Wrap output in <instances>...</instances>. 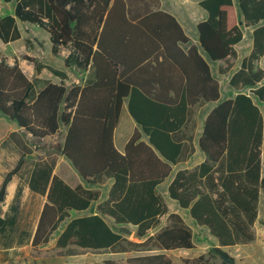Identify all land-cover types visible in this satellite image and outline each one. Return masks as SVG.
I'll return each mask as SVG.
<instances>
[{
  "label": "trees",
  "instance_id": "trees-1",
  "mask_svg": "<svg viewBox=\"0 0 264 264\" xmlns=\"http://www.w3.org/2000/svg\"><path fill=\"white\" fill-rule=\"evenodd\" d=\"M233 1L198 2L206 13L196 26L198 46L169 12L152 11L148 5L139 9L134 0H15L13 14L0 16L2 43L19 40L17 22L36 25L49 34L54 56L69 52L63 59L65 68L87 72L80 85L67 86L65 74L51 70L60 82L37 89L16 60L9 64L0 58V113L35 139L59 136L64 128L63 139L54 147L79 177L91 187L112 180L108 198L96 213L73 217L72 212L92 208L100 192L82 185L71 187L54 175V159L35 166L29 187L45 196L46 202L32 238L34 249L47 245L63 224L55 242L58 248L72 245L122 254L150 244L158 250L129 257L127 264H173L165 252L194 249L192 228L181 214L169 212L159 187L172 166L194 150L181 143L189 120L188 104L196 102L189 98L196 93L204 101L220 99L218 82L200 50L211 62L236 59L234 47L244 39L240 15L244 26L252 28V45L229 79L237 94L207 114L198 140L204 160L192 170L177 171L167 189L168 199L215 241L207 254L183 263L240 264L227 249L255 240L253 227L264 191L260 107L264 69L259 66L264 57V0H238L236 5ZM171 70L174 76L168 77ZM125 102L139 128L120 154L113 131ZM9 138L25 148L16 133ZM23 164L21 157L2 178L0 210L7 185ZM20 194L18 187L14 201ZM16 207L17 203L10 208ZM162 217L166 224L159 228ZM107 218L116 226L134 227V236L142 242L124 238Z\"/></svg>",
  "mask_w": 264,
  "mask_h": 264
},
{
  "label": "rangeland",
  "instance_id": "rangeland-1",
  "mask_svg": "<svg viewBox=\"0 0 264 264\" xmlns=\"http://www.w3.org/2000/svg\"><path fill=\"white\" fill-rule=\"evenodd\" d=\"M164 2L163 7L167 8L168 0H162ZM172 1V0H171ZM190 1L195 0H188ZM134 3L139 9L144 8L146 5L153 8H159L160 0H134ZM236 5V3H235ZM240 26L244 34V40L239 44L237 51L239 54H243L247 50V44L250 40V28L245 27L242 18L238 15ZM22 39L20 41H15L9 45H0V58H4L9 62H16L21 66L23 73L28 77L29 80L36 83L37 89L41 88L47 82H60V77L53 74L51 70H58L65 74V79L63 83L67 86L74 84H81L83 80L86 79L87 72L83 73L77 68H65L63 64V59L68 55L67 50H63L61 55L54 56L51 53V45L48 39V33L38 27H32L27 25L21 26ZM262 69H264V61L261 63ZM40 67V71L37 72V68ZM221 91L227 97L229 95L227 80L221 77ZM264 84V82H262ZM231 90V89H230ZM234 92V90H231ZM244 91H247L246 89ZM255 103L257 100L255 99ZM261 111L264 113V103L260 104ZM125 117L128 119L129 115L127 110L125 111ZM6 117L0 113V120H4ZM7 120V118H6ZM4 127H10L11 125H16L13 120H8L4 122ZM64 129L61 127V132L59 136L47 137L44 139H34L26 133H22L21 139L23 140L24 149L22 156L25 157L24 169L26 170L30 164L36 162L38 164L42 162H47L51 159L58 160L60 155L55 150V145L62 140ZM0 136L1 133H0ZM1 139V137H0ZM19 157L17 149L13 148L12 145L8 144L7 140H0V182L5 174V172L12 168L17 162ZM59 176H64V169L61 166L57 170ZM262 178H264V154H262ZM105 188V185L102 186ZM159 193L161 196L165 192L164 187L159 188ZM163 197V196H162ZM165 199L169 201L166 196ZM170 204V211L172 209H177L174 204ZM41 206V201L34 202V206L28 205L27 203L21 205L18 203L14 213V220L11 226V230H16L23 228L25 231L24 239L30 234L34 233L37 223L39 209ZM7 202L3 203L1 206V211L7 209ZM96 208V203L92 206L91 210ZM90 210V211H91ZM180 214L184 222L192 228L194 232V243L195 247L193 250H174L165 252L168 258L173 262V264H184L183 260L197 257L199 255H205L208 251L215 246L214 239L210 236L208 231L202 226L195 224L188 216L187 211H182L180 209ZM108 223L113 226L117 231L122 232V236L130 241L140 243L135 234V228L132 226H116L112 221L107 219ZM166 224L165 217L160 218V225L163 227ZM64 224L55 231L49 239L47 245L32 249L31 251V261L28 264H104L105 261H114L115 264H127L126 260L129 257L147 254L151 252H157L149 244L145 248H136L128 253H115L109 250L105 251H93L84 250L74 246H68L66 248H58L55 244L58 234L63 230ZM255 240L248 245H239L227 251L235 257L236 261L240 264H264V191H261V197L259 198V218L254 224ZM155 230L149 232V235H153ZM7 240V238H6ZM151 249V250H146ZM8 264H20L17 263L13 258L5 259ZM2 260L0 264H6ZM218 263V261H216Z\"/></svg>",
  "mask_w": 264,
  "mask_h": 264
},
{
  "label": "crops",
  "instance_id": "crops-1",
  "mask_svg": "<svg viewBox=\"0 0 264 264\" xmlns=\"http://www.w3.org/2000/svg\"><path fill=\"white\" fill-rule=\"evenodd\" d=\"M199 1L200 0H195V2L190 1V3H189L188 0H172V1L168 0V2H167L168 7L164 8L163 7L164 2L162 0H160L159 8L151 9V6H150V10H152V11L162 10V11L169 12V14H171L173 17H175L177 19V22L180 24V26L182 27L185 34L192 41L191 43L198 46L199 41H198V33H197L196 26L200 21H203L206 18L205 11H203L198 6ZM237 1L238 0H234L233 1L234 4ZM14 6H15V0H12L11 2H8V3L0 1V16L3 17L6 15H12L14 12ZM238 24L240 25V23H238ZM22 25L23 26L24 25H27V26L30 25L32 27H38L36 25L29 24V23L17 22V26L21 32L19 40H15L17 42L22 39V34H23L22 30H21ZM248 28H250V40H249V43L246 45L247 50L245 53L240 55L239 52L237 51L239 45L235 46L234 49L237 53L236 59L230 58V60L228 62H224V61L211 62L209 59H207V57L204 55L202 50H200L201 55H203L204 58L206 59V61L208 62V67H209L210 74H211L212 78L218 82V85H219L218 91H219L220 99L216 102H208V101H204L203 98H200V97L197 98L196 93L189 98L190 100L196 101V102L193 105L188 104L187 110L189 111V120L187 122V128L183 129L184 130V138L181 140V143L185 144L186 147H188L189 149L193 148L194 150L191 154L187 155L185 157V159L180 160L179 162H177L175 165L172 166V171H171L169 177L165 180V182L162 185H160V187L165 188V192H163L162 196H163V199H164V201H165V203L169 209V212H175V213L180 214V208L177 205V203L170 200V199H169V201H167L165 199V197L167 196V189H168L170 183L172 182V180L174 179L176 172L180 171V170H184V171L185 170H192V169L196 168L205 158L204 154L199 149L198 140L200 138L201 130L203 129L204 120H205L207 114H209V112L213 108H215L220 101L227 99V98L231 99L237 94V91L231 88V86L229 84V79L237 71L238 67L240 66L241 60L245 56H247L251 50L252 28L251 27H248ZM48 39H49V37H48ZM15 41L9 42L7 44H4L0 41V45H9ZM50 45H51V43H50ZM6 61L9 64H12L14 62L13 61L11 63L8 60H6ZM262 61H264V57H262L261 60L259 61L260 68L262 67L261 66ZM229 65H231V66H229ZM226 67L229 69H227V71H224L222 73V69H224ZM174 73H175V75H177V70ZM171 75H173L172 70L169 74H167V76L169 77ZM221 77H223L227 80V85L229 88L228 89L229 95H227V97H225V95L221 91V87H222ZM52 83H55V82H52ZM168 84H169V79L167 78L166 86ZM230 89L234 90V92H232ZM167 95L169 97H171V96H173V92L168 91ZM126 110H127V102H125L121 106L118 124L115 126L114 131H113V143L115 145V149L118 152H120V154H123L124 147L126 146L127 142L131 138L135 128L138 127V125L135 123V121L130 117L128 110H127V113L129 115V118L127 119L125 117V111ZM4 117H6V116H4ZM6 118H7V120H6ZM6 118L4 120L3 119L0 120V133L2 135L0 137H1V139L7 140L9 145H12L13 148L17 149L18 155H19V157L17 158V162H16V164H17L19 159L21 157H23L22 156L23 150L20 149L14 143V141H12L9 138V136L11 133H16L19 141H23L21 139V137H22V133H25V131L21 128H18L16 123H15L16 125H11L10 127L5 128L3 125L4 122L11 120L8 117H6ZM64 134H65V129H64V132L62 135L63 137H64ZM26 135L32 136L29 133H26ZM262 154H264V147H262ZM262 154H261V158H262ZM23 158L26 159V156ZM35 165H36V162L34 164L33 163L30 164L28 166V168L25 170L23 168L24 167V164H23L22 167L20 168L19 172L15 176H13L11 182L9 183V185H7L6 197H5L4 202H7L8 207H7V209H4L2 211L0 210V262L2 260L4 261L6 258L7 259L13 258V260H15L17 263L19 262L20 264H28L31 261V251H32V249H34L32 247V238H33L34 233L32 234V231H31L30 234H28V236L26 237V239H24L25 231L23 228H19L16 230L10 229L11 228L10 225H12L13 220H14V215L11 214L10 211H13L14 213H16L15 212L16 209L14 210L10 207H12V205H15L16 203H17V205H18V203H20L21 205L27 203L28 205L34 206V202H38L40 200L41 201V206L39 209V215H40L41 209L43 208V206L46 202V197L42 196L38 193H35L34 191H31V189L29 187L30 186L29 185L30 178H31L33 171L35 170ZM14 166H15V164L13 165V167ZM61 166L64 169V176L63 177L59 176L57 174V170ZM12 168H10V169H12ZM10 169H8V170H10ZM52 172L54 175H57L61 179H63L71 187H74V186L76 187L77 185H82L85 188H96V190H98L100 192L98 202L96 203V208L99 204L106 201L108 198V191L111 188L112 180L105 179V181L103 182L102 185H99V186L95 185V186L91 187L90 185L85 183L79 177V175L73 169L72 164L62 156H60V158L56 161V165L53 167ZM103 185H105V188H102ZM18 187L21 189V194L19 196V200L16 202V201H14V198H15L16 189ZM169 203L174 204L177 207V209H172L170 211L171 208H170ZM96 208L94 210H91V208H90L89 210H87L83 213H78V214H75L72 212V216L75 217V216H82V215H88L91 213H96ZM182 211H184V210H182ZM39 215H38V219H39ZM107 219L112 221V219H110V218H107ZM6 238H7V240H6ZM4 263L8 264L7 261H4Z\"/></svg>",
  "mask_w": 264,
  "mask_h": 264
},
{
  "label": "water",
  "instance_id": "water-1",
  "mask_svg": "<svg viewBox=\"0 0 264 264\" xmlns=\"http://www.w3.org/2000/svg\"><path fill=\"white\" fill-rule=\"evenodd\" d=\"M66 159V158H65ZM67 160V159H66Z\"/></svg>",
  "mask_w": 264,
  "mask_h": 264
}]
</instances>
